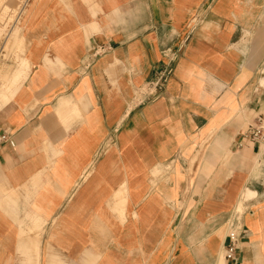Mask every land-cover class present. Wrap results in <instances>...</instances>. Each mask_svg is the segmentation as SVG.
I'll return each mask as SVG.
<instances>
[{
  "label": "crops",
  "instance_id": "obj_1",
  "mask_svg": "<svg viewBox=\"0 0 264 264\" xmlns=\"http://www.w3.org/2000/svg\"><path fill=\"white\" fill-rule=\"evenodd\" d=\"M19 28L0 264H264V0H27Z\"/></svg>",
  "mask_w": 264,
  "mask_h": 264
},
{
  "label": "built area",
  "instance_id": "obj_2",
  "mask_svg": "<svg viewBox=\"0 0 264 264\" xmlns=\"http://www.w3.org/2000/svg\"><path fill=\"white\" fill-rule=\"evenodd\" d=\"M172 73V69L169 68L161 73V75L155 80L150 82L144 91H141L137 96L136 100L138 103H143L148 97L157 95L162 91ZM246 136L254 141H258L264 144V117L259 116L257 123L251 125L249 130L246 132ZM9 143L12 146L14 141L11 138V134L7 131L0 133V148ZM242 215L238 211H234L228 221V234L226 243L224 245L223 254L226 260L235 262L236 251L243 232V221Z\"/></svg>",
  "mask_w": 264,
  "mask_h": 264
},
{
  "label": "rangeland",
  "instance_id": "obj_3",
  "mask_svg": "<svg viewBox=\"0 0 264 264\" xmlns=\"http://www.w3.org/2000/svg\"><path fill=\"white\" fill-rule=\"evenodd\" d=\"M26 3L27 0H0V57L4 50L5 53L8 54L13 50V46H15V44H11L10 41L12 37L20 34L19 20ZM6 41L7 43L4 46ZM2 68L3 66H1L0 60V81L3 79L1 75ZM0 96L1 104L7 97H5L3 93H0ZM1 98L3 99L1 100ZM242 197L243 199H247L248 193H243ZM244 206L245 204L243 200H241L235 210L243 214Z\"/></svg>",
  "mask_w": 264,
  "mask_h": 264
},
{
  "label": "bare ground",
  "instance_id": "obj_4",
  "mask_svg": "<svg viewBox=\"0 0 264 264\" xmlns=\"http://www.w3.org/2000/svg\"><path fill=\"white\" fill-rule=\"evenodd\" d=\"M2 94V93H1ZM3 96V95H2ZM1 97V96H0ZM6 97V96H5ZM3 98H1V100H2ZM7 99V98H6Z\"/></svg>",
  "mask_w": 264,
  "mask_h": 264
}]
</instances>
